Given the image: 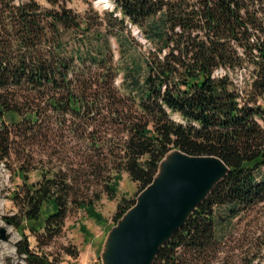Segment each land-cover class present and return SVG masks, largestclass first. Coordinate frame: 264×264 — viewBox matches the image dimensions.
Here are the masks:
<instances>
[{
    "label": "trees",
    "instance_id": "1",
    "mask_svg": "<svg viewBox=\"0 0 264 264\" xmlns=\"http://www.w3.org/2000/svg\"><path fill=\"white\" fill-rule=\"evenodd\" d=\"M46 1L0 0V162L50 144L65 167L13 173L17 211L2 218L24 264L60 263L46 247L71 208L99 216L88 178L111 196L125 171L140 191L172 148L228 172L152 264H264L263 226L216 232L264 202V0H110L83 14Z\"/></svg>",
    "mask_w": 264,
    "mask_h": 264
},
{
    "label": "rangeland",
    "instance_id": "2",
    "mask_svg": "<svg viewBox=\"0 0 264 264\" xmlns=\"http://www.w3.org/2000/svg\"><path fill=\"white\" fill-rule=\"evenodd\" d=\"M42 5L47 6L46 0H38ZM67 5L79 14H83L90 5L102 11L112 8L110 0H66ZM140 41L145 42L136 27L132 30ZM116 57L118 53L116 52ZM179 120L177 115H172ZM55 125L58 119H45ZM58 125V124H57ZM54 136V135H53ZM43 139V138H42ZM66 141L64 137L54 136V140ZM19 140V139H18ZM24 141V140H23ZM19 143V148H23L24 143ZM51 143V142H49ZM45 146H48L45 148ZM40 146L32 145L34 149L33 158H27L23 153L16 155L11 154L10 158L0 162V228L5 229L7 239L3 240L0 234V264H7L6 258H10L13 263L24 264L21 256L16 254L15 243L20 239V235L11 225H8L4 220V215H9L17 211L15 202L10 195L13 190L22 184V179L19 176H13L16 168L22 163L27 171L28 181H37L41 174L49 169L56 170L60 166V162L56 159V154L50 151V144ZM47 151V152H45ZM52 151V150H51ZM81 179V178H78ZM90 189H97L100 198L94 201V209L98 215H92L83 208H71L65 219L61 232L53 239L46 249L53 253L60 260L59 264H103L102 250L109 232L115 226L113 216L118 210L119 204L126 205L128 202L137 197L139 193V185L134 182L127 172L123 171L116 184V193L111 196L106 191L101 190V186L94 178H88ZM83 184V183H82ZM86 184H84L85 186ZM218 211L223 212L219 209ZM261 225L264 227V202L258 204L250 212L244 215V218L238 222L236 219L224 225H218L216 228L217 236L221 238L225 234L232 231L236 233L240 229L250 228V226ZM28 234L29 241L32 246L36 245L35 236ZM74 248L77 250V256L74 257L66 252V248ZM264 263V260H263Z\"/></svg>",
    "mask_w": 264,
    "mask_h": 264
},
{
    "label": "water",
    "instance_id": "3",
    "mask_svg": "<svg viewBox=\"0 0 264 264\" xmlns=\"http://www.w3.org/2000/svg\"><path fill=\"white\" fill-rule=\"evenodd\" d=\"M227 172L228 166L218 156L190 155L176 148L167 151L151 182L109 232L103 264H152L159 248ZM0 234L7 239L4 228Z\"/></svg>",
    "mask_w": 264,
    "mask_h": 264
},
{
    "label": "bare ground",
    "instance_id": "4",
    "mask_svg": "<svg viewBox=\"0 0 264 264\" xmlns=\"http://www.w3.org/2000/svg\"><path fill=\"white\" fill-rule=\"evenodd\" d=\"M170 155H171V154H168L167 157H166V159H168V158L170 157Z\"/></svg>",
    "mask_w": 264,
    "mask_h": 264
}]
</instances>
